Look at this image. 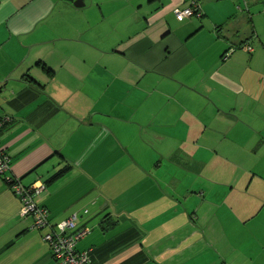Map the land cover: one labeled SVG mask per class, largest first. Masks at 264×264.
<instances>
[{
	"label": "crops",
	"instance_id": "obj_1",
	"mask_svg": "<svg viewBox=\"0 0 264 264\" xmlns=\"http://www.w3.org/2000/svg\"><path fill=\"white\" fill-rule=\"evenodd\" d=\"M190 1L0 0V264H56L15 177L89 264H264V0Z\"/></svg>",
	"mask_w": 264,
	"mask_h": 264
},
{
	"label": "built area",
	"instance_id": "obj_2",
	"mask_svg": "<svg viewBox=\"0 0 264 264\" xmlns=\"http://www.w3.org/2000/svg\"><path fill=\"white\" fill-rule=\"evenodd\" d=\"M173 13L178 20L192 15L201 16L202 9L197 0H191L184 8L175 7ZM248 49H251L248 47ZM232 49L225 52L224 58L231 53ZM10 116H0V130L10 121ZM10 168L9 156L0 145V174H4ZM9 187L18 196L21 207L20 215L32 218L31 228L46 231L42 239L50 245V255L56 264H89V250L78 251L77 242L89 233L90 228L79 226V213L71 211L64 218L51 221L48 210L35 202V196L41 193L46 185L43 182L24 185L17 177L9 179ZM84 212H87L85 209Z\"/></svg>",
	"mask_w": 264,
	"mask_h": 264
},
{
	"label": "water",
	"instance_id": "obj_3",
	"mask_svg": "<svg viewBox=\"0 0 264 264\" xmlns=\"http://www.w3.org/2000/svg\"><path fill=\"white\" fill-rule=\"evenodd\" d=\"M71 1L75 6H83L84 2L83 0H68Z\"/></svg>",
	"mask_w": 264,
	"mask_h": 264
},
{
	"label": "trees",
	"instance_id": "obj_4",
	"mask_svg": "<svg viewBox=\"0 0 264 264\" xmlns=\"http://www.w3.org/2000/svg\"><path fill=\"white\" fill-rule=\"evenodd\" d=\"M3 127H4V126H3ZM66 169H67V168H65V169H62V170H61V172H62V171H65ZM59 172H60V171H59ZM61 172H60V174H61ZM57 175H59V174H57ZM45 183H46V182H45Z\"/></svg>",
	"mask_w": 264,
	"mask_h": 264
},
{
	"label": "rangeland",
	"instance_id": "obj_5",
	"mask_svg": "<svg viewBox=\"0 0 264 264\" xmlns=\"http://www.w3.org/2000/svg\"><path fill=\"white\" fill-rule=\"evenodd\" d=\"M262 16H264V11H262Z\"/></svg>",
	"mask_w": 264,
	"mask_h": 264
}]
</instances>
